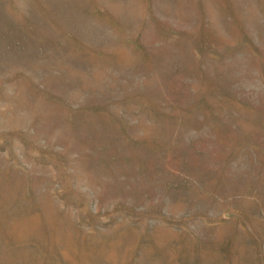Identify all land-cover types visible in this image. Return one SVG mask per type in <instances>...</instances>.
I'll use <instances>...</instances> for the list:
<instances>
[{
  "label": "rangeland",
  "instance_id": "374dc122",
  "mask_svg": "<svg viewBox=\"0 0 264 264\" xmlns=\"http://www.w3.org/2000/svg\"><path fill=\"white\" fill-rule=\"evenodd\" d=\"M0 264H264V0H0Z\"/></svg>",
  "mask_w": 264,
  "mask_h": 264
}]
</instances>
